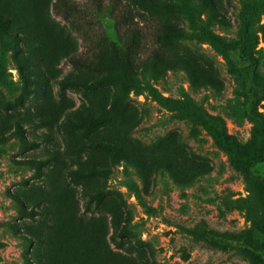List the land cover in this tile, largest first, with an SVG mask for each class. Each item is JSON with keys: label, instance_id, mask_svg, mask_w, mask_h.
Returning a JSON list of instances; mask_svg holds the SVG:
<instances>
[{"label": "rangeland", "instance_id": "rangeland-1", "mask_svg": "<svg viewBox=\"0 0 264 264\" xmlns=\"http://www.w3.org/2000/svg\"><path fill=\"white\" fill-rule=\"evenodd\" d=\"M53 1L24 0V3L29 10L38 12L35 16L39 22L54 25L62 36L65 34L63 47L78 54H84L90 47L96 52L106 50L113 44L131 50V37L136 32L141 36L142 52L152 45L157 21L178 25L183 42L207 57L205 61L215 66L220 83L197 86L184 70H166L156 75L146 67H135L139 87L131 90L128 103L138 123L127 138L133 146H138L137 142L150 144L164 140L183 145L185 157L192 153L208 161L210 169L189 184H180L167 170L158 168L148 185L132 163L117 161L101 151H86L90 140L79 132L64 138L53 129L50 131L55 132L54 141L37 137L47 127L34 132L25 123L21 101H25V109L30 111L40 102H50L59 114L57 119H61L68 105L76 108L85 100L81 93L72 90L65 91L62 97L53 80L73 66L59 53L51 64L43 63L48 87L40 93L32 90L28 93L14 50L0 40V264H27L37 244L32 246L21 233L26 235L30 230L41 229H37L38 223L32 222L25 211H29L32 201L43 190L58 197L57 207L43 217L52 221L57 212L69 216L74 201L73 209L80 215L106 218L94 220V226L99 229L103 223L107 229L106 242L114 251L118 248L111 240L112 214L108 210L96 212L94 204V210L86 209L90 191L101 193L108 203H120L131 231L150 244L159 264H264V163L253 168L236 167L232 154L217 143L203 124L195 122L184 109L160 100V97L179 100L187 103L190 111L222 119L225 131L245 151L259 150L253 115L264 114V12L251 27L258 42L245 60L223 53L200 39L199 29L193 28L188 18L194 15L200 24H207L215 34L235 45L242 38L247 8L256 0H210V3L193 0L192 12L179 3L174 14L155 15L141 10L134 0H105L100 8L93 0L89 6L85 0H76L78 10L69 19L56 13ZM109 2L115 8L112 15L106 8ZM25 54L29 56L28 52ZM247 66L249 75L243 70ZM30 70L32 78L38 81L33 64ZM117 91V87L110 86L100 93L111 101ZM56 121H51L50 127H55ZM16 122L22 123L24 132L17 130ZM118 135L115 128L108 127L99 129L91 139L103 137L114 141ZM171 146L167 147L172 149ZM53 149L59 152L63 162L57 167L40 166L39 159ZM88 164L104 165L109 169L108 174L87 179L69 175L70 170L85 169ZM18 226L22 232H18ZM43 230L48 229L44 226ZM212 238H221L227 244ZM245 242L255 248L256 254Z\"/></svg>", "mask_w": 264, "mask_h": 264}, {"label": "trees", "instance_id": "trees-1", "mask_svg": "<svg viewBox=\"0 0 264 264\" xmlns=\"http://www.w3.org/2000/svg\"><path fill=\"white\" fill-rule=\"evenodd\" d=\"M90 1L92 0L84 2L89 6ZM93 1L98 8L105 2V0ZM192 1L134 0L137 7L150 15H155L157 12L174 14L179 3H184L189 12H192L194 9ZM78 6L79 3L76 0L53 1L56 13L66 19L70 18L73 11L78 10ZM209 7L212 8V12H216L211 5ZM106 8L110 15L115 13L111 2L106 5ZM262 12H264V0H256L247 8L242 38L235 45L215 34L207 24H200L199 19L194 15L190 14L188 18L192 27L199 29L200 39L207 40L223 53L237 55L245 60L248 52L258 42V37L252 32L251 27L260 18ZM36 14H38L37 11L34 12L26 7L24 0H0V40L14 50V57L28 84V93L31 90L33 93H40L48 87V77H46L43 63L51 64V60L61 53L62 57L69 60L73 68L61 77H54L59 93L65 97V91L72 90L81 93L85 99L76 108L68 105L61 119H57L59 114L50 102H40L30 111L25 109V101H21L25 123L32 127L34 132L40 127H47L46 130L37 134V137L54 141L55 132L64 138L71 133L79 132L84 139L90 140L86 144V151H101L110 154L117 161L126 160L132 163L148 185L151 182L152 173L158 168L167 170L180 184H189L197 175L209 171L208 161L192 153L190 157H185L186 151L183 145H175L176 143L164 140L150 144L137 142L138 146H133L127 138L128 133L138 123L137 116L130 113L131 106L128 103L131 90L139 87L135 67H146L156 75L166 70H184L189 74L192 83L197 86L220 83L215 66L210 61H205L207 57L183 42L184 37L181 36L177 24L157 21L152 45L142 52L140 51L141 36L136 32L131 37V50L128 46L122 48L113 44L112 48L106 50L96 52L90 47L84 54H78L77 51L63 47L65 34L62 36L54 25L39 22ZM26 52L29 56L25 54ZM31 64L35 66L38 81L32 78ZM249 69V66L243 68L247 75L250 74ZM41 79L45 80L41 83ZM110 86L117 87L118 91L115 97L108 101L100 92L106 91ZM160 100L177 109H184L195 122L203 124L213 134L217 143L232 154L236 167L253 168L264 163V114L258 112L253 115L257 123L255 133L259 138L260 148L255 153H249L233 135L225 131L222 119L207 113L190 111L189 105L179 100L163 97H160ZM54 119L57 120L55 127H50ZM108 127L115 128L119 133L114 141L103 137L91 139L99 129ZM16 128L20 132L25 131L20 122H16ZM53 129H56L54 133L50 131ZM35 143L37 146L40 145L39 141L35 140ZM170 144L172 149L167 147ZM39 162L43 167L50 165L57 167V164L63 160L59 152L53 149L50 154L39 159ZM108 171V167L104 165L88 164L85 169L70 170L69 175L74 179L80 177L87 179L96 175L106 176ZM88 196L89 199L85 203L88 211L94 210L92 209L94 204L96 212L108 210L112 214L111 240L118 251H114L107 244V229L103 223L99 229L94 226V220L105 221L106 218L80 215L77 209H73L76 206L74 201L71 204L72 212L69 216L57 212L52 221L43 217L51 214L58 202L55 193L43 190L39 198L32 201L29 211H25L32 222L38 223L37 229H41L40 232L30 230L26 235L21 233L31 245H35V242L37 244L34 246L31 257L27 259V264H159L150 244L131 231L129 218L120 203H108L101 193L95 191H90ZM27 206L26 201L23 200V207H26V210ZM44 226L48 230H43ZM17 229L18 232H22L20 226ZM195 233L201 236L199 232ZM207 238L210 240L208 236ZM215 240L227 244L221 238H212V241ZM245 244L256 254L255 248L247 242Z\"/></svg>", "mask_w": 264, "mask_h": 264}]
</instances>
